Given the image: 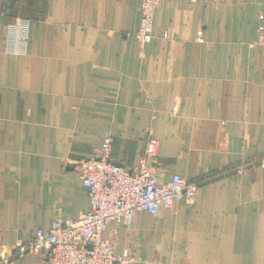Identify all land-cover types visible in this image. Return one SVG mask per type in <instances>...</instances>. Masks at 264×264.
<instances>
[{
	"label": "crops",
	"instance_id": "1",
	"mask_svg": "<svg viewBox=\"0 0 264 264\" xmlns=\"http://www.w3.org/2000/svg\"><path fill=\"white\" fill-rule=\"evenodd\" d=\"M16 16L28 47L8 54ZM140 17L141 0H0V248L90 209L78 161L109 133L115 162L136 165L153 137L159 180L201 181L190 201L110 223L116 250L133 264H264V168L227 171L264 155V0H159L148 44Z\"/></svg>",
	"mask_w": 264,
	"mask_h": 264
},
{
	"label": "built area",
	"instance_id": "2",
	"mask_svg": "<svg viewBox=\"0 0 264 264\" xmlns=\"http://www.w3.org/2000/svg\"><path fill=\"white\" fill-rule=\"evenodd\" d=\"M158 1L141 0V17L135 35L142 44H148L153 39V19ZM188 1L193 3L199 0ZM29 27V19L20 16L8 22L5 53L23 54L27 51ZM261 44L264 47V42ZM157 149V139L149 137L136 165H121L112 158L111 135L104 134L93 154L78 161L79 175L88 191L90 209L75 218L64 219L57 215L49 228L39 227L27 241L1 247L0 264H11L15 258L26 253L38 255L42 264L138 262L139 258L134 252L123 254L106 239L110 223L123 222L130 227L135 211L156 214L161 206L171 207L175 200L182 197L190 201L201 183L200 180H188L179 173H174L168 182L159 180L149 167V159ZM250 166L264 168V155L242 161L227 171L242 173Z\"/></svg>",
	"mask_w": 264,
	"mask_h": 264
}]
</instances>
